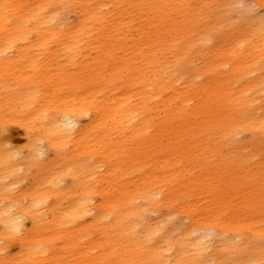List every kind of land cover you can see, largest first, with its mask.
Instances as JSON below:
<instances>
[{"label":"rangeland","instance_id":"374dc122","mask_svg":"<svg viewBox=\"0 0 264 264\" xmlns=\"http://www.w3.org/2000/svg\"><path fill=\"white\" fill-rule=\"evenodd\" d=\"M11 2L19 10L41 2L56 19L42 39L31 18L27 39L0 54V153L7 155L0 164V190L20 197V205L38 201L40 219L35 224L28 216L23 231L0 242L5 244L3 264H158L160 257L149 247L160 243L173 252L166 264H264V127L243 125L250 120L237 95L247 87L245 78L238 79L233 59L225 55L221 68L213 73L206 69L217 51L242 38L244 51L254 50L261 38L255 19L264 17V0ZM38 10L36 6L25 15ZM84 19L86 29L77 39L68 27ZM10 44L0 41V47ZM148 57H159L169 71L163 79L174 80L170 84L164 79L158 90L159 79H148L149 91L159 95L147 102L159 112H142L150 118L142 139L136 142L129 133L118 144L127 149L111 157L119 170L108 184L105 172L91 174L95 163L104 165L100 171L111 163L78 140L79 128L90 125V116L77 114L79 103L70 99L81 98L84 110L94 114L88 98L97 85L105 93L134 84L135 90L139 85L132 73H138L135 67L148 71ZM250 69L260 86L245 93L253 99L257 118L264 112V58ZM227 75L232 77L228 94L220 82ZM205 82L208 95L201 91ZM47 92L54 101L66 100V113L76 118L65 140L54 142L53 133L16 118L43 106ZM181 98H192L191 114L173 116ZM166 102L169 111L161 105ZM226 108L233 113L228 119ZM31 149L42 153L33 158ZM76 199H91L94 210L83 217L63 216L62 210ZM108 204L112 206L106 208ZM106 210H112L107 220L122 215L127 229L95 224V213ZM72 233L80 237L70 241ZM33 234L42 240L43 251L24 260L26 241ZM200 238L208 240L204 251L197 248Z\"/></svg>","mask_w":264,"mask_h":264},{"label":"bare ground","instance_id":"6f19581e","mask_svg":"<svg viewBox=\"0 0 264 264\" xmlns=\"http://www.w3.org/2000/svg\"><path fill=\"white\" fill-rule=\"evenodd\" d=\"M14 1L20 3L21 0ZM34 5L35 6L30 7V9L39 6V10L30 12V14L27 16L25 15V12L27 10H30L29 8L23 7L22 10H19L18 8L20 6L18 5L12 8L11 0H0V41L5 40L11 43L8 46L0 47L1 56L10 48L14 47V43L18 40L27 39L29 33L27 22L30 21L31 18H35L36 20V24L38 25L37 29L42 35L41 38H47V34L51 30V22L56 19V15L51 14L49 16L47 14L46 8L41 4V2H36ZM12 9H16L15 11L13 10L14 14H11ZM85 12L88 13V10H85ZM82 13H84L83 10ZM91 17L93 18L94 15H92ZM255 20L257 25L255 29H257V35H259L261 38L256 44H253L254 50L244 51L245 46L240 44L246 39L242 38L239 41L235 42L232 47L228 46L226 49H220L219 51H217L215 54L216 60H214L213 62L210 61L206 69L207 71L213 73L215 72L217 67L221 68L223 64H220V59L225 55L226 57L233 59L235 69L237 70L236 75L238 79H242V81L245 78L244 82H246V84L243 85V87H247L237 95L238 103H240V105L243 106L241 107L245 109V118H248L250 120L245 121L243 125L255 126L259 129L260 127H264V112L257 118H254L253 112L251 110L253 99L248 98V94L245 93V91L250 89L251 87L258 88L260 86L259 79L250 76V73L252 72L250 67H254L264 58L261 55V47H264V17H260ZM86 23L87 20L84 19L81 22L75 23L68 27L70 28L72 36H77V39L81 37L83 31L86 29ZM245 53H248V55L250 53L252 55H249V58H243V55ZM241 56L243 58V61L239 60V57ZM159 59V57H148L147 65L150 66V69L148 71H143V69L135 67V70H137L138 73L133 71L132 78L135 77V81H138L137 83L139 85L135 90H132L135 88L134 84L132 88H129L128 90L125 89L122 92L118 90V88H111L107 91V93H105L106 89L101 85H97V88L94 90L93 94H91L88 98L89 105L94 109V114L90 112L87 113L84 110V106L82 105L83 101L81 100V98L74 96L70 99L71 101H73V103H79L77 114L81 115L84 112L90 116V125H88L87 127L79 128L78 140L83 142L84 146H90L91 149L96 153L105 154V157L111 163V166H106L105 170L103 171H100V168H103L104 165L101 166L98 163H95L94 168L91 170V174L99 175L105 172L107 175L103 177V179L108 184L112 182L113 174H115L119 170V165L115 163L111 157L114 156L115 153L117 156H119L120 153L124 152L127 149V146H120L118 144L125 141L123 140V138L126 136L128 137L129 133L130 135H136V137H134V139H137L136 142L139 141L138 139H142L144 133H141V131H143L145 128L149 129L146 126L150 120L149 116L142 117V112L144 110L147 112L149 111L150 114L154 112L155 115L159 112L158 108L154 109L148 105L147 101H150L152 100L151 98H156L159 95V91L157 92L155 89L154 92L149 91L148 79H159V85L157 86L158 90L162 89L166 82H169L171 84L174 80L173 77H168L164 78L166 80L165 82L163 77L166 74L169 75V71L167 67H161V64L164 62L160 61ZM127 61L129 62L128 59ZM249 62L256 63L248 65ZM246 64L248 66H246ZM111 72L116 74V72H114L113 70H111ZM100 73V71L97 72V74ZM212 79H215V77L213 76ZM220 82L223 85V92L227 94L231 92V76L227 75L222 77V80ZM208 83L209 82H205L201 86V91L205 92L206 95H208V92L206 91ZM47 95L48 98L43 100V106L36 107L34 110L29 111L24 116L17 115L16 118H19L22 121H31L34 126L38 127V129H41L44 132L53 133L54 142H58V140L60 139L65 140L70 136L67 133V127L77 124L76 118L73 119L68 115V113H66V100L58 98L57 101H54L51 92H47ZM216 96L218 99L222 97V95L220 94H217ZM191 99L192 98H181V102L179 105H177V109L171 110V113H173L172 115L176 116L177 113L179 115H190L191 111L188 108V105L190 104ZM31 102V99H28L27 103L25 104L26 106L28 105V109L30 108ZM161 105L165 106V108L169 111V104L167 102ZM60 113H63L62 119H60V116H62ZM231 115H233L231 109L226 108V112L224 115L225 118L228 119ZM139 133H141L140 136H138ZM219 133V129L215 131V138H219ZM29 153L30 156H33V158H35L39 154H41L42 151L36 153L35 149H31ZM2 156L7 155L5 154V152L0 153V164H3L5 162V159ZM8 170L12 171V168L8 166ZM130 199L131 197L126 199V203L123 207V214L127 212V205L129 206ZM19 201L20 197L11 198L8 195V191L0 190V242L2 240L5 241L6 239H9L12 233L16 234L23 231V228L25 227V220L28 216L35 224H38L40 220L35 211L36 203L38 201L33 200L32 202H28L27 205H20ZM90 203L91 199L87 201L76 199V201L72 202L68 208L62 210V214L63 216L74 215L83 217L94 210V207L91 206ZM42 206L43 202L38 209H40ZM110 206H112V204H108L106 208ZM43 208L48 211L47 207ZM110 211L112 210H106L102 214L95 213V220L93 222L95 224H104L105 228L108 230H113L114 227L119 225L127 229V224L124 223L122 215H117L116 217L112 216L110 220H107V218L112 215V212ZM138 211H141V209H139ZM53 219L57 220L56 218ZM104 219L106 220L105 222H103ZM57 222L59 223L60 220H57ZM133 230L136 232L137 229ZM152 234L153 231L149 230L148 236L151 237ZM34 236L35 235L33 234L32 236L28 237L26 241L24 260H27V258H31L36 253L43 251V246L40 245V243H42V240L35 239ZM72 236L73 238L70 239V241H74V238L76 239L80 237V235L77 233H72ZM207 242L208 240L200 238L198 242L199 246L197 248L201 251L206 250ZM163 247L164 246L161 243L156 244L153 247H149L160 257L158 264H166V260L173 259L171 246L167 249H164ZM4 249L5 244L0 243V252ZM90 251L91 250L89 249V252ZM167 251L170 252L166 254L165 252ZM0 264H3V261H1V259Z\"/></svg>","mask_w":264,"mask_h":264}]
</instances>
